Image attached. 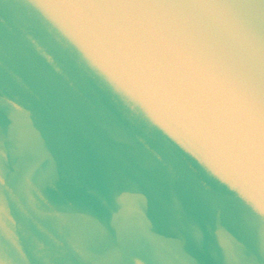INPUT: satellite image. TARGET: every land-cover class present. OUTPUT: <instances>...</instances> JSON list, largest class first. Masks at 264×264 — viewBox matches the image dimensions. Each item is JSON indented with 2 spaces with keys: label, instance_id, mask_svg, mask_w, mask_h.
Listing matches in <instances>:
<instances>
[{
  "label": "clouds",
  "instance_id": "obj_1",
  "mask_svg": "<svg viewBox=\"0 0 264 264\" xmlns=\"http://www.w3.org/2000/svg\"><path fill=\"white\" fill-rule=\"evenodd\" d=\"M3 11L20 21L11 91L40 126L45 154L61 161L65 185L134 182L142 208L184 194L210 245L229 230L225 251L235 259L250 227L264 226V0H24ZM78 82L111 102L123 138L79 110ZM35 158L22 149L14 165L23 235L35 238L44 218L70 259L102 243L110 264H126L132 252L143 257L138 264H156L160 243L142 221L125 217L124 229L101 242L78 236L70 219L46 216L32 192L53 178Z\"/></svg>",
  "mask_w": 264,
  "mask_h": 264
},
{
  "label": "water",
  "instance_id": "obj_2",
  "mask_svg": "<svg viewBox=\"0 0 264 264\" xmlns=\"http://www.w3.org/2000/svg\"><path fill=\"white\" fill-rule=\"evenodd\" d=\"M24 0H0V264H110L112 253L101 243L90 251L76 253L71 259L59 243L53 242L46 219L41 218L35 238L22 234L18 216V190L14 183L15 160L22 149L36 152L35 164L50 170L52 185H38L32 195L46 216L67 218L78 236L103 241L124 229V219L142 221L151 227L160 243L156 264H264V233L262 225L249 229L246 246L235 259L227 256L225 245L231 240L228 229L220 228L211 245L202 236L200 217L193 210V201L184 194L158 208H142L143 192L134 182L113 188L74 191L65 185L63 166L55 156L45 154L42 130L30 123L11 91V52L14 33L20 24L4 13L6 3ZM79 110L96 127L113 138H123L124 129L113 122L108 108L111 102L92 86L78 82L75 86ZM31 137V141L29 140ZM226 207H218L223 217ZM143 257L135 252L124 256L126 264H138Z\"/></svg>",
  "mask_w": 264,
  "mask_h": 264
}]
</instances>
